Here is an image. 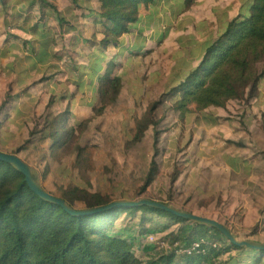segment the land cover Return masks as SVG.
Returning <instances> with one entry per match:
<instances>
[{
    "label": "trees",
    "instance_id": "trees-1",
    "mask_svg": "<svg viewBox=\"0 0 264 264\" xmlns=\"http://www.w3.org/2000/svg\"><path fill=\"white\" fill-rule=\"evenodd\" d=\"M9 1L0 0V8L4 10ZM183 1L184 8L188 9L195 0ZM94 2L99 5L98 17L102 28L101 37L94 36L93 41L103 50H111L117 46L120 36L132 30L131 26L138 20L142 7L153 0ZM47 6L51 5L46 4L40 9L44 10ZM49 41L52 44L54 39ZM53 54L46 48L40 60L47 61ZM54 57L58 58L60 54L55 53ZM105 62V65L103 62L98 63L96 67L99 69L94 70L95 74L98 73L97 94L100 99L97 114L103 113L107 106L117 101L122 86L121 76L114 73L116 62ZM86 65L87 60L83 67ZM261 65H264V0H251L246 13L232 15L225 28L205 45L197 65L176 86L150 102L140 117L135 118L134 133L127 145L140 142L145 131L152 125L154 149L143 176L144 185L135 197L106 192L85 176L91 163L92 151L88 145L81 144L75 128L83 119L71 113L72 124H65L69 110L46 118L41 127L33 132L40 135L39 142L48 137L52 139L45 149L41 148L42 163L37 170L38 182L46 189L49 183L47 175L52 172L53 165L57 161L69 162L74 156L73 165L85 176L84 184L53 182L55 189L48 190L63 198L70 206L92 208L114 200L145 197L177 207L167 199L143 194L157 172L155 156L158 152L159 130L155 128V115L162 99L170 96L175 98L171 109L180 120L189 112L198 114L209 107H225L230 100L242 102L245 107H249L262 100ZM80 76L83 77V72ZM27 89L24 87L22 91ZM19 96L20 93L10 91L9 84L0 100V130L9 117L8 110L15 105ZM31 141L27 140V143ZM23 148L19 145L17 151ZM106 163L110 167L113 165L111 154L106 156ZM122 214L131 217L138 214L139 229L143 233L155 223V217L168 220L165 228L179 225V231L172 239L166 236L170 244L178 241L191 246L203 240L199 248L191 252L176 253L173 247H157L144 264H264L263 251L255 250L249 256L250 259L246 260L242 254L248 248L232 245L217 228L177 217L151 205L117 206L94 214L71 215L60 205L38 196L28 186L23 173L13 164L0 159V264H143V259L133 251L135 240L130 239L124 231L114 230ZM256 231L257 227L254 226L245 233V237L254 235ZM235 236L244 239L241 235ZM216 242L222 247L213 246Z\"/></svg>",
    "mask_w": 264,
    "mask_h": 264
},
{
    "label": "rangeland",
    "instance_id": "rangeland-1",
    "mask_svg": "<svg viewBox=\"0 0 264 264\" xmlns=\"http://www.w3.org/2000/svg\"><path fill=\"white\" fill-rule=\"evenodd\" d=\"M238 1H236L238 4L234 3L235 6L239 5L244 8L241 1ZM9 7L10 9L14 8L11 5ZM3 21L0 18V23H3ZM2 29L8 39L5 40V37H0V100L9 84L10 91L20 93V96L14 103L15 105L8 110L9 117L0 130V149L5 150V152H16L20 157L26 159L32 168L38 170L42 163L41 148L45 149L52 139L48 137L39 142L40 135L33 132L41 127L46 118L69 110L70 114L67 115L65 124H72V114L83 119L80 124L75 125V128L81 144L88 145V148L92 151L91 163L85 176L95 181L96 185L106 192H117L125 197H135L144 185L143 176L147 172L154 153L152 125L149 126L140 142L128 146L127 141L134 133L135 118L143 114L150 102L159 98L162 92L167 91L170 88V83L162 85L167 81L157 80L156 78L145 81V76H143V79L139 77L138 83L133 72L128 69L124 70V88L121 90L118 100L107 106L103 113L97 114L96 109L100 105V99L97 94L96 77H92V74L85 72L84 63H77L80 57L73 52L74 47H72V44H68L66 49L60 47L57 43V37L52 34H49L46 40L45 37H40L35 42V46L38 47L40 46V43L38 44L40 40L42 42L41 47L48 48L51 54L62 53L64 55L72 51L64 58L68 63L65 72L56 74L52 73L54 68H51V65L58 58H61V54L58 58L54 57L53 54L47 61H38L33 55H30L26 44L25 47H20L14 43L13 34L21 28L17 27L13 20L6 23ZM52 38L54 42L51 44L49 40ZM56 46L59 48L58 51L54 50ZM136 66L138 65L136 64ZM77 67L80 74L83 72L84 75L89 74V77H84V75L78 77L76 73H73L72 71H75ZM260 69L264 75V65H261ZM143 81L154 85L143 86ZM24 87H28V89L22 91ZM261 87L264 90V84H261ZM233 102L237 103L236 100H233ZM171 105L170 97L163 98L156 111L157 124L155 128L159 130L158 152L155 156L157 172L151 185L143 190V194L167 199L175 204H179V202L186 203L189 207L192 203H196L198 206H207L210 199L207 198L206 191L201 192L193 183H188L186 189L183 186L184 180L190 182L192 179L197 178V174L192 170L199 168L198 162H202L207 154L206 151L198 147V144L193 149L190 148L192 141L200 137L198 129L203 130L205 127L204 118L199 119L193 112H189L180 120L171 109ZM201 116L205 117L206 115ZM86 119L87 122H85ZM261 122V120H257L255 125H249L247 129L254 130L253 133L256 135L258 130L255 127L262 131L259 124ZM211 126L212 132L214 125ZM213 132L216 136H220L222 133L221 131ZM209 139L214 140L213 137ZM27 140L32 141L27 143ZM184 141H187V143L183 144ZM19 145L24 146L21 151H17ZM234 150L236 149H228L227 152H233ZM251 151L252 148L249 147L244 148V150L243 148L237 150L239 154L246 157H249ZM108 154H111L113 160L111 167L107 166L106 163ZM252 158L255 165L254 172L248 174L244 173L247 166L249 171L251 168L250 165H247V161L239 160V164L235 169V163L237 164L238 160L233 159L229 170L231 174L234 172L235 175H239V187L246 186L248 182H254L258 178L264 180V152L255 150ZM215 160L220 161L218 158H215ZM73 161L74 156L69 162L57 161L53 165L52 172L47 175L49 181L46 185L47 190L55 189L53 182L84 184L85 176L81 175L73 165ZM185 164H188L189 167H186ZM214 167L212 166V168ZM170 169L172 170L171 173ZM253 174L255 177L251 178ZM198 175H201L202 178L207 177L206 169L203 168ZM246 176L249 177L246 178ZM257 184L264 186L263 181ZM261 190L260 192H262ZM221 192V190H215V194L219 198H221ZM199 196H203L201 197L203 199H197ZM183 199L184 202H182ZM229 201L230 199L225 203L227 204ZM214 202L211 203L214 204ZM233 202L241 205L240 200H234ZM218 203H221V199H218ZM118 221L122 223H118L114 230L143 237V232L137 229V226L140 228L138 214L132 217L123 214ZM167 221L161 217H155V223L151 227L158 236H168L172 239L178 233L179 225L174 224L165 228ZM257 224H259V220L255 225ZM261 232L262 230L259 232L258 237H262ZM156 248L152 243L141 239L135 241L133 251L143 259L144 264V261L152 256ZM255 252V250L250 249L244 250V253L250 257Z\"/></svg>",
    "mask_w": 264,
    "mask_h": 264
},
{
    "label": "crops",
    "instance_id": "crops-1",
    "mask_svg": "<svg viewBox=\"0 0 264 264\" xmlns=\"http://www.w3.org/2000/svg\"><path fill=\"white\" fill-rule=\"evenodd\" d=\"M236 1L238 0H195L188 9H185L183 0H153L142 7L138 20L131 26L132 30L119 37L117 46L111 50H103L93 41L94 36L101 37L100 29L102 28V22L98 17L99 5L94 0H10L7 7H4V10L1 9L3 12L0 11V18L4 20L0 23V33H2L0 37L8 39L2 28L13 20L15 25L21 28L13 34L14 43L20 47H25L26 44L30 55L38 61H42L40 58L45 49L41 47L40 40L38 47L35 46V42L40 37H45L46 40L47 36L52 34L57 37L60 47L66 49L68 44H72L73 52L80 57L77 63H85L87 60V65L83 68L85 72L92 74V77H96V80L98 73L95 74L94 70L99 69L96 65L101 62L105 65V61L108 60L109 63L116 62L114 73L121 76V90L124 88L123 71L127 69L133 72L138 83L139 77L143 79L145 76V81L154 78L167 81L162 85L170 83L171 88L197 65L205 45L215 39L225 28L230 17L247 12L251 0L243 4V0H240L244 8L235 6L239 3ZM46 4L54 6L55 9L47 6L41 10L40 7ZM9 5L14 8L10 9ZM54 50L58 51V46ZM68 53L64 55L60 53L61 58L51 65V68H54L52 73L65 72L68 63L64 58ZM72 72L80 76L78 67ZM88 75L85 74L84 77H89ZM263 80L260 82L262 100L259 103L245 107L242 102L235 103L230 100L225 107H209L200 111V114L193 112L199 115V119L204 118L205 127L203 130L198 129L200 137L192 141L190 148L193 149L198 144V147L207 154L202 162H198L199 168L192 170L197 174V178L190 182L184 180L183 186L186 189L188 183L195 184L198 190L207 192L206 196L210 199V203L207 206L192 203L191 207L186 203H173L179 209L219 220L228 226L234 235L259 241H264V210L262 212L264 186L257 183L264 180L258 178L254 182H248L246 186L239 187V175H235L234 172L231 174L229 169L233 159L238 160V163H235V169L239 160L243 162L246 160L251 168L249 171L247 166L244 173H252L255 167L252 158L254 151L264 152V90L261 87V84H264ZM151 84L142 82L143 86ZM174 99L170 96L171 103ZM257 120L262 121L259 123L262 131L255 127L258 130L255 135L254 130H249L247 127L255 125ZM212 124L213 131L222 132L220 136L211 132ZM210 137L214 140L209 139ZM185 143L187 141L183 142ZM247 147L252 148L249 157L237 152L238 148L244 150ZM233 148L236 150L227 152L228 149L233 150ZM185 165L189 167L188 164ZM212 166L215 167L212 168ZM203 168L206 169L207 177L205 178L198 175ZM171 171L170 169V173ZM254 177V174L251 175V178ZM215 190L222 191L221 198L215 194ZM201 197L203 196L197 199H203ZM218 199H221V203H218ZM229 199L230 201L226 204L225 202ZM234 200H240L241 205L234 204ZM212 201H215L214 204L211 203ZM258 220L259 224L255 225ZM118 223L122 222L117 221L115 226ZM254 226L258 228L256 233L245 237V233ZM261 230L262 237H258ZM126 234L133 239V235ZM242 256L248 257L244 258L246 260L250 259L245 253Z\"/></svg>",
    "mask_w": 264,
    "mask_h": 264
},
{
    "label": "water",
    "instance_id": "water-1",
    "mask_svg": "<svg viewBox=\"0 0 264 264\" xmlns=\"http://www.w3.org/2000/svg\"><path fill=\"white\" fill-rule=\"evenodd\" d=\"M0 159L7 161L13 164L23 175L25 176V181L28 186L41 198L54 202L60 205L67 213L71 215H85V214H94L98 212H102L104 210L110 209L112 207L117 206H126V207H136L142 204L151 205L153 207H157L159 209L165 210L167 212L172 213L173 215L188 219L196 222H200L203 224H207L217 228L221 234L232 244L236 246H244L248 249L259 250L264 252V241H259L250 238L238 239L232 233L228 226L219 220L208 217L196 213H192L188 210L179 209L177 207L168 205L167 203L159 200H154L150 198H137V199H122V200H114L109 202L108 204L96 206L92 208H76L70 206L66 203L63 198L55 196L51 194L48 190H46L39 182H38V171L32 168L29 163L25 162L18 154L11 152H4L0 150Z\"/></svg>",
    "mask_w": 264,
    "mask_h": 264
},
{
    "label": "built area",
    "instance_id": "built-area-1",
    "mask_svg": "<svg viewBox=\"0 0 264 264\" xmlns=\"http://www.w3.org/2000/svg\"><path fill=\"white\" fill-rule=\"evenodd\" d=\"M137 229L138 226H137ZM133 239L135 241H139L141 239L147 241V242H150L152 243L155 247H159V248H171L173 247L174 251L176 253H179V252H191L192 250H195L197 248H199V246L202 244L203 240L201 241H196L194 242L191 246H185L183 244H181L180 242L178 241H174L172 244H170L168 242V239H166V237H163V236H158L157 234H155L153 232V230L149 227V229L147 230V232L143 233V237H140V236H134ZM213 246L217 247V246H220L222 247V245L220 243H213Z\"/></svg>",
    "mask_w": 264,
    "mask_h": 264
}]
</instances>
